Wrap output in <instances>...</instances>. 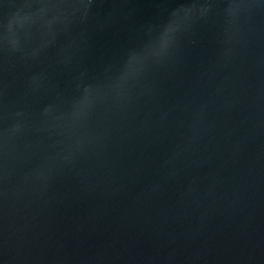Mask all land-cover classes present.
Masks as SVG:
<instances>
[{
  "label": "water",
  "instance_id": "obj_1",
  "mask_svg": "<svg viewBox=\"0 0 264 264\" xmlns=\"http://www.w3.org/2000/svg\"><path fill=\"white\" fill-rule=\"evenodd\" d=\"M0 264H264V0H0Z\"/></svg>",
  "mask_w": 264,
  "mask_h": 264
}]
</instances>
